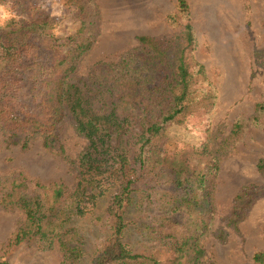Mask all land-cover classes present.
<instances>
[{
    "label": "trees",
    "instance_id": "obj_1",
    "mask_svg": "<svg viewBox=\"0 0 264 264\" xmlns=\"http://www.w3.org/2000/svg\"><path fill=\"white\" fill-rule=\"evenodd\" d=\"M62 1L82 24L65 42L44 0H0L18 17L0 28V146L28 152L41 142L73 177L67 184L0 171V209L21 216L0 245V264L21 246L57 252L60 264H215L203 242L215 234L221 164L260 124L264 102L229 132L209 129L203 143L170 152L178 128L217 108L218 91L195 56V28L139 36L136 47L82 74L100 6ZM178 3L177 17L185 18L188 4ZM257 170L264 178V157ZM260 193L255 186L238 192L215 236L220 243L226 228L238 231ZM253 261L264 264V252Z\"/></svg>",
    "mask_w": 264,
    "mask_h": 264
},
{
    "label": "rangeland",
    "instance_id": "obj_2",
    "mask_svg": "<svg viewBox=\"0 0 264 264\" xmlns=\"http://www.w3.org/2000/svg\"><path fill=\"white\" fill-rule=\"evenodd\" d=\"M44 1L46 11L59 19L56 36L62 41L82 28L76 12L65 7L62 0ZM178 1L97 0L101 10L98 37L80 66L81 73L86 74L94 64L115 61L121 53L136 47L139 36L169 38L184 25H192L199 41L195 56L218 91V103L213 116L195 117L173 133L170 152L182 145L203 143L209 129L229 132L236 119L252 117L257 104L264 102V0H185L189 7L185 18L177 17ZM262 157L264 118L258 126L250 127L235 154L221 164L215 234L203 242L208 259L215 264H255L254 254L264 252V178L257 170ZM16 170L44 182L73 183L66 165L48 153L41 142L28 152L0 146L1 173L7 176ZM245 186L260 188V196L251 204L238 231L226 228L227 243L222 244L215 236L225 229L234 198ZM20 221L18 212L0 209V245L10 238ZM3 260L10 264H60L61 255L21 246Z\"/></svg>",
    "mask_w": 264,
    "mask_h": 264
},
{
    "label": "clouds",
    "instance_id": "obj_3",
    "mask_svg": "<svg viewBox=\"0 0 264 264\" xmlns=\"http://www.w3.org/2000/svg\"><path fill=\"white\" fill-rule=\"evenodd\" d=\"M13 19H18L10 4L0 2V28H5Z\"/></svg>",
    "mask_w": 264,
    "mask_h": 264
}]
</instances>
